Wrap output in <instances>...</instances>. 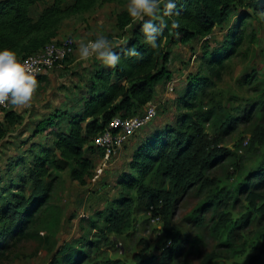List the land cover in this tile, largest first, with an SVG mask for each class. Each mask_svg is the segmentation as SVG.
Here are the masks:
<instances>
[{
	"label": "rangeland",
	"instance_id": "374dc122",
	"mask_svg": "<svg viewBox=\"0 0 264 264\" xmlns=\"http://www.w3.org/2000/svg\"><path fill=\"white\" fill-rule=\"evenodd\" d=\"M126 3L103 2L65 20L59 38L74 41L72 55L40 78L27 106L0 108V123L12 136L0 144V208L20 195L19 188L29 196V185L22 187L24 177L39 151L51 147L55 131L67 123L54 118V128L32 138L34 124L49 119L56 110L59 115L80 113L81 102L89 94L86 81L103 66L95 58L80 61L79 42L103 34L114 47L121 43L125 35L116 29L115 16L126 11ZM43 7L31 8L30 16L36 18ZM169 50V75L156 87L154 102L141 111L156 107L150 124L159 131L181 125L189 116L217 147L227 151L208 170L213 188L202 193L197 187L185 191L165 217L161 205L151 207L137 192L124 189L120 182L132 171V156L144 144L148 125L107 159L105 151H89L86 156L92 168L84 184L74 179L75 164L57 157L62 170L50 169L51 204L59 213L56 229L49 234L37 230L46 240L11 246L0 264H264V213L253 209L248 199L252 192L261 196L254 203L256 208L264 203V185L251 187L264 169V142L254 141L264 129V0H250L246 7L231 10L226 24L210 37L177 43ZM216 50L226 52L220 65L212 57L208 62L214 67L209 68L204 56ZM191 84H197L198 105L188 110ZM182 98L185 102H180ZM12 111L20 113L21 120L7 127L3 116ZM177 120L181 121L176 124ZM159 183L160 177L153 173L142 181L152 188ZM215 191L223 201L212 210L203 202ZM125 199L131 200L129 207L120 203ZM114 212L120 216L118 223L111 216ZM223 219L226 226L216 230ZM166 221L179 237L177 251L170 257L166 255L172 250L165 235Z\"/></svg>",
	"mask_w": 264,
	"mask_h": 264
},
{
	"label": "trees",
	"instance_id": "16d2710c",
	"mask_svg": "<svg viewBox=\"0 0 264 264\" xmlns=\"http://www.w3.org/2000/svg\"><path fill=\"white\" fill-rule=\"evenodd\" d=\"M46 1L0 0V49L8 48L16 53L18 60L24 59L42 51L50 43L59 42L61 40L59 29L65 20L85 14L103 2H127V0H48V3ZM249 2L250 0H178L172 16H161L157 20V23L162 20L168 27L163 28L159 47L155 49L145 42L141 22L135 23L126 11L115 16L116 29L125 35L124 40L114 47L120 54L118 65L114 68L102 66L92 78L87 79L86 88L89 94L81 102L80 113L71 114L66 111L59 115L60 112L56 110L49 119L34 124L32 138L54 128V118H63V122L67 123L65 127L61 126L55 131L51 147L39 151V157H36L24 177L22 187L29 185V196L26 198L24 188H19L20 195L0 208V260L11 246L21 241L46 240L47 237L40 236L37 230H44L49 234L56 229L59 213L51 204L54 181L51 179L50 169L62 170L57 157L64 162L75 164L74 179L84 184L85 177L92 168L91 161L86 155L92 149L99 151L93 145L94 139L104 132L114 118L142 114L144 111L141 110L154 102L156 87L169 75L167 70L170 60L169 48L177 43L184 44L191 40L210 37L217 28L226 24L231 10L236 7L244 8ZM39 4H44V7L36 18H32L30 9ZM173 20L179 23V28H171ZM232 47H236V44ZM131 48H135L139 55L129 56L127 50ZM225 52L216 50L213 54L205 55L204 60L208 62L213 57L216 64L220 65L221 56ZM207 64L209 68L214 67L212 62ZM43 76L38 77L36 83ZM196 85L191 84L187 93L189 102H192L186 104L188 110H193L198 105L195 97ZM179 100L185 102L183 98ZM20 115L14 111L5 113L3 120L6 126L17 125L21 120ZM190 118L186 116L181 125L168 126L160 131L156 126L151 127L152 121L150 125L147 124L148 127L144 126L146 129L142 127L144 144L132 156L130 163L132 171L125 173L120 182L124 189L135 191L139 198L147 199L149 206L161 205L164 217L175 205L178 196L185 191L195 187L201 193L211 190L214 181L208 179V170L213 163L226 157L227 151L217 147L215 140L210 138L198 121ZM180 121L177 120L176 124ZM7 130L0 123V144L8 142L7 140L12 137ZM263 130L258 131L254 138L255 142H264ZM149 131L153 133L148 134ZM151 173L160 177L159 186L154 188L142 184L143 179ZM260 175L261 179L251 187L264 185V169ZM250 183L251 180L246 185L249 186ZM260 197L251 192L248 199L253 209L264 213V203L259 208L254 204ZM222 201V195L215 191L208 195L203 204L216 210ZM120 203L129 207L131 200L125 199ZM111 216L116 218L114 220L116 223L120 221L117 213L114 212ZM164 223L165 235L172 248L166 255L170 257L177 251L179 237L178 233L168 226L167 221ZM225 226L226 221L223 219L216 226V230L220 231ZM66 262L70 263L69 258ZM53 264L60 263L55 261Z\"/></svg>",
	"mask_w": 264,
	"mask_h": 264
},
{
	"label": "clouds",
	"instance_id": "9594fccd",
	"mask_svg": "<svg viewBox=\"0 0 264 264\" xmlns=\"http://www.w3.org/2000/svg\"><path fill=\"white\" fill-rule=\"evenodd\" d=\"M178 0H127L126 12L134 22H141V32L145 42L153 49L159 47V38L167 24L157 23L161 16H172ZM176 20L171 23L172 29L179 28ZM78 59L88 61L95 58L105 67L114 68L120 62V54L115 50L112 41L100 34L95 39L79 42ZM129 56H137L135 48L127 50ZM28 62L18 60L14 51L0 49V104L13 107L27 106L35 92L36 77L34 69Z\"/></svg>",
	"mask_w": 264,
	"mask_h": 264
},
{
	"label": "built area",
	"instance_id": "2783aa9c",
	"mask_svg": "<svg viewBox=\"0 0 264 264\" xmlns=\"http://www.w3.org/2000/svg\"><path fill=\"white\" fill-rule=\"evenodd\" d=\"M74 41L71 38H65L59 42H53L44 47L37 54L20 59L21 62L27 61L29 67L34 69L33 74L36 79L61 66L66 59L72 55ZM173 89L171 88L170 91ZM9 104H0V108H6ZM156 107H146L142 114L128 118H114L104 130L96 137L93 145L99 151H105V158L115 153V150L121 149L127 139L133 136L136 131L149 124L156 116Z\"/></svg>",
	"mask_w": 264,
	"mask_h": 264
},
{
	"label": "crops",
	"instance_id": "0c3cea01",
	"mask_svg": "<svg viewBox=\"0 0 264 264\" xmlns=\"http://www.w3.org/2000/svg\"><path fill=\"white\" fill-rule=\"evenodd\" d=\"M32 8H33V7H32ZM41 10H42V9H41ZM39 82H40V81H39ZM39 82H38V83H39Z\"/></svg>",
	"mask_w": 264,
	"mask_h": 264
}]
</instances>
